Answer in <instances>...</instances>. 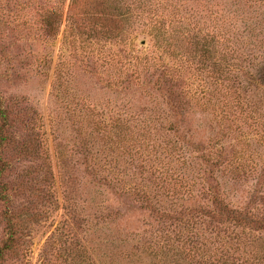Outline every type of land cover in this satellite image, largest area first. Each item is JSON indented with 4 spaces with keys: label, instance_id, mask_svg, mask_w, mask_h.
Here are the masks:
<instances>
[{
    "label": "rangeland",
    "instance_id": "374dc122",
    "mask_svg": "<svg viewBox=\"0 0 264 264\" xmlns=\"http://www.w3.org/2000/svg\"><path fill=\"white\" fill-rule=\"evenodd\" d=\"M0 103V264H264V0H0Z\"/></svg>",
    "mask_w": 264,
    "mask_h": 264
},
{
    "label": "trees",
    "instance_id": "16d2710c",
    "mask_svg": "<svg viewBox=\"0 0 264 264\" xmlns=\"http://www.w3.org/2000/svg\"><path fill=\"white\" fill-rule=\"evenodd\" d=\"M9 117H10V111L7 108H4L0 103V149H2L9 141L7 131H5L6 128L7 130L9 129V125H10ZM4 165L5 163L3 162L0 156V175H1V171L3 172L5 170ZM0 197H2V200H5L6 197L5 188L1 183V181H0ZM213 205L216 214L219 217L225 218L229 221H233L243 226L251 225V223L258 224L261 228L264 229V219H259V220L253 219L252 217L248 216L244 211L229 208L217 196L213 198ZM17 222L18 220L12 217H9L7 219V226L10 231L9 237H12L13 233L15 232V225Z\"/></svg>",
    "mask_w": 264,
    "mask_h": 264
}]
</instances>
